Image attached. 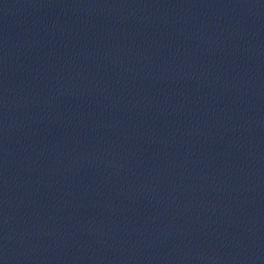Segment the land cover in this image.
Masks as SVG:
<instances>
[{
	"label": "water",
	"instance_id": "95a60500",
	"mask_svg": "<svg viewBox=\"0 0 264 264\" xmlns=\"http://www.w3.org/2000/svg\"><path fill=\"white\" fill-rule=\"evenodd\" d=\"M0 264H264V0H0Z\"/></svg>",
	"mask_w": 264,
	"mask_h": 264
}]
</instances>
